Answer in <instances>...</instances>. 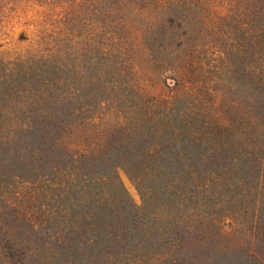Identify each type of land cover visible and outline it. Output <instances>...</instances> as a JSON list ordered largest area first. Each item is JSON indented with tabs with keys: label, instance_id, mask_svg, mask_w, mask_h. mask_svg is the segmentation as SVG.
<instances>
[{
	"label": "rangeland",
	"instance_id": "rangeland-1",
	"mask_svg": "<svg viewBox=\"0 0 264 264\" xmlns=\"http://www.w3.org/2000/svg\"><path fill=\"white\" fill-rule=\"evenodd\" d=\"M244 6L0 0V264H264Z\"/></svg>",
	"mask_w": 264,
	"mask_h": 264
},
{
	"label": "trees",
	"instance_id": "trees-1",
	"mask_svg": "<svg viewBox=\"0 0 264 264\" xmlns=\"http://www.w3.org/2000/svg\"><path fill=\"white\" fill-rule=\"evenodd\" d=\"M214 1V0H213ZM246 6H249L252 10V16L255 19V34H256V42L257 48L259 52V78L264 77L262 72L264 68V0H242ZM205 2V1H202ZM248 7V8H249Z\"/></svg>",
	"mask_w": 264,
	"mask_h": 264
}]
</instances>
